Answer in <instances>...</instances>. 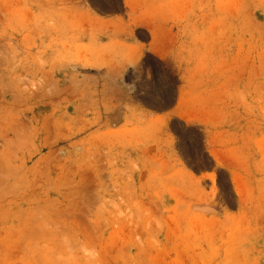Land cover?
Instances as JSON below:
<instances>
[{
	"label": "rangeland",
	"instance_id": "obj_1",
	"mask_svg": "<svg viewBox=\"0 0 264 264\" xmlns=\"http://www.w3.org/2000/svg\"><path fill=\"white\" fill-rule=\"evenodd\" d=\"M0 264H264V0H0Z\"/></svg>",
	"mask_w": 264,
	"mask_h": 264
}]
</instances>
